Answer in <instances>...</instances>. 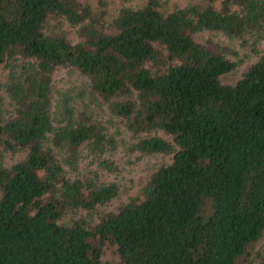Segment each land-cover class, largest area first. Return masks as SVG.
Returning a JSON list of instances; mask_svg holds the SVG:
<instances>
[{"label":"trees","instance_id":"trees-1","mask_svg":"<svg viewBox=\"0 0 264 264\" xmlns=\"http://www.w3.org/2000/svg\"><path fill=\"white\" fill-rule=\"evenodd\" d=\"M49 18L77 39L47 29ZM202 32L254 45L264 0H188L167 11L143 0L107 20L78 0H0V107L3 97L11 107L7 117L0 109V264H101L105 242L119 264L243 261L264 230V47L223 84L235 63L227 48L197 41ZM59 68L84 78L79 95L54 96ZM95 101L132 135H168L135 138L130 149L170 161L95 224H63L116 195L114 183L78 171L79 152L115 147ZM4 151L23 157L7 167ZM254 264H264V245Z\"/></svg>","mask_w":264,"mask_h":264},{"label":"rangeland","instance_id":"rangeland-1","mask_svg":"<svg viewBox=\"0 0 264 264\" xmlns=\"http://www.w3.org/2000/svg\"><path fill=\"white\" fill-rule=\"evenodd\" d=\"M90 6L92 13L96 17L109 19L114 15L118 8L121 7H138L143 0H78ZM159 8L163 11L171 10L176 6H184L188 0H158ZM99 19V18H98ZM99 21V20H98ZM47 29L57 31L61 29L66 37L74 41L77 39L76 29L69 26L66 22L59 18H49L47 20ZM100 23V21H99ZM197 41L203 42L204 39H210L213 43L227 48V58L235 63L234 69L226 74L219 76V80L223 84H234L241 73L252 63L258 50L264 47V38L252 44L251 40L246 42L237 39L227 38L222 34L202 32L195 36ZM254 49V51H253ZM8 68L5 63L0 64V84H3L7 78ZM84 78L79 77L67 69H56L51 76V89L56 97L58 93L68 90V93L75 97L81 87H83ZM1 91V90H0ZM79 95V94H78ZM3 96V93H2ZM87 101L86 97H84ZM84 101V102H85ZM92 112L107 129L108 135L115 140V147L105 152L102 156H93L83 151L79 152L78 171L86 176L96 177V180L103 183H114L117 191L114 198L107 203L96 206L91 211L77 210L68 212L61 219L60 223L69 224L76 219H83L87 224L93 225L97 222L102 214L115 212L117 208L124 204L129 198L137 197L140 189L148 180L150 174L160 165L170 161L168 154H149L143 155L131 151L130 144L135 138L146 135H157L168 141L170 137L159 130H152L147 133L132 135L124 127L123 122L116 117L107 113L105 107L101 106L97 101L92 102ZM1 115L7 117L11 111L5 97L2 98ZM53 112V111H52ZM2 163L4 166H10L15 161L23 157L22 151H4L1 153ZM264 245V230L260 238L247 249V255L243 256V261L239 264H254L255 254L260 252ZM101 264H119V258L115 251V247L105 242L101 249Z\"/></svg>","mask_w":264,"mask_h":264}]
</instances>
